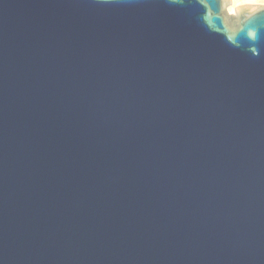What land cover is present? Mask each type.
I'll return each mask as SVG.
<instances>
[{
  "label": "water",
  "instance_id": "water-1",
  "mask_svg": "<svg viewBox=\"0 0 264 264\" xmlns=\"http://www.w3.org/2000/svg\"><path fill=\"white\" fill-rule=\"evenodd\" d=\"M203 11L0 0V264H264V12Z\"/></svg>",
  "mask_w": 264,
  "mask_h": 264
},
{
  "label": "clouds",
  "instance_id": "clouds-1",
  "mask_svg": "<svg viewBox=\"0 0 264 264\" xmlns=\"http://www.w3.org/2000/svg\"><path fill=\"white\" fill-rule=\"evenodd\" d=\"M200 3L204 9L202 20L205 26L210 30L228 33L227 40L233 43L234 35L242 25L258 13L264 12V0H219V11L215 7V0H200ZM217 19L220 21L219 26L215 25ZM246 34L250 40H256L258 29L248 27Z\"/></svg>",
  "mask_w": 264,
  "mask_h": 264
}]
</instances>
